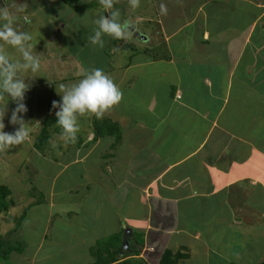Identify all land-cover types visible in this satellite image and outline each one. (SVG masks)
I'll return each mask as SVG.
<instances>
[{
    "label": "crops",
    "instance_id": "0c3cea01",
    "mask_svg": "<svg viewBox=\"0 0 264 264\" xmlns=\"http://www.w3.org/2000/svg\"><path fill=\"white\" fill-rule=\"evenodd\" d=\"M122 4L116 2L121 19L133 28L119 41L132 49L118 48L107 36L100 49V69L123 99L98 120L118 131L93 139L94 117L74 143L62 140V146L54 132L53 143L33 146L38 160L57 169L46 201L33 197L37 203L27 204L11 230L18 226L9 239L24 249L11 254L26 264L48 263L73 249L85 253L84 264H93L91 250L116 235L118 258L137 249L139 255L129 258L157 264L169 250L186 256L181 264L201 258L208 264L210 245L202 233L210 241L218 234L224 240L225 231L254 234V240L264 233V0H140L136 9ZM62 22L61 30L68 24ZM60 60H49L58 72L49 86L83 78L80 63L70 67ZM49 95L56 101L54 87ZM54 149L57 156L50 158ZM42 169L33 180L41 182ZM213 224L218 229L210 236ZM260 242L250 250L251 264L264 262V238Z\"/></svg>",
    "mask_w": 264,
    "mask_h": 264
},
{
    "label": "rangeland",
    "instance_id": "374dc122",
    "mask_svg": "<svg viewBox=\"0 0 264 264\" xmlns=\"http://www.w3.org/2000/svg\"><path fill=\"white\" fill-rule=\"evenodd\" d=\"M94 1L96 3L95 8L87 10L79 15L75 13V16L69 18L68 15L73 13V11L69 7L63 5L59 0H0V7L8 6L10 10L16 12L17 19L14 24L16 29L18 31H27L31 33L33 39L30 43L33 45L34 54H39L42 62L41 71L39 73L35 75L30 72L22 74L23 78L26 79V83H29L30 88H32L25 94L24 103L28 111L27 113L21 114L25 123L28 124L27 127L30 133L29 139L19 146H13L8 151L0 153V185L7 187L9 190L7 198L4 200L0 198V238L4 240H9L10 237H14L13 231L11 230L14 229L17 217H19L25 209L29 208L27 205L29 202L33 200L37 203L39 198L40 200L42 198L43 202L46 201L43 198H45L48 193L49 181L54 174L53 171L57 169L53 167L50 162L48 163L47 159L43 161L38 160L40 157L39 153L33 151L34 143L38 140L39 133L44 126V118L46 116L48 118L56 116V111L52 107V101H50V88L54 87L57 93L58 97L56 101L62 102V97L57 92L59 85H48L58 77V72H55L49 60L56 56L61 59L60 62H65V64L67 62V65L70 67L72 64L80 63L84 71H88L90 68L92 69L94 67L100 68L101 48L88 42V38L94 34L97 28L95 20L100 17L101 5L99 0ZM117 1L121 3L124 1V4L120 6L123 9L128 4L126 2L127 0ZM21 7L23 11L17 12L16 10ZM63 19H65L68 24L65 29L61 30L62 25H64L62 22ZM57 22H61L58 23V27L56 26ZM69 53L74 54L76 57L73 58ZM12 55L16 58L18 54L13 51ZM50 55L51 58H49ZM69 58L72 59H70L69 62L66 61ZM78 81L79 80H72L69 81L68 84L71 85ZM45 84L48 86L41 87ZM36 86L40 87L36 88ZM6 106L7 112L4 119L5 131L14 132L17 126L10 123V118L12 111L16 107V103L5 94L4 99L0 100V110L5 109ZM94 117L95 116H85L79 118L80 131L77 137H83L82 134L88 130V121H91ZM95 119L97 118L95 117ZM91 123L92 122H90V124ZM56 129L58 131L57 134L61 133V128L56 123H52L51 126L47 128V136L49 135L52 137L50 140L48 138V141L51 143H53L54 138H56V136L53 135L54 132H57ZM61 145L64 146L62 140ZM48 155L50 158L57 156V150L54 149L48 152ZM92 160H96L95 156L92 157ZM30 164H36L37 167L35 168L37 170L42 167L44 168L42 169L44 170V172H42L43 175L40 177L41 182L39 180H33L37 171L35 168L33 169V166L31 168ZM28 180L30 183L32 180L34 182L29 184ZM35 196L37 197V201L33 198ZM3 204L7 206V211L2 210L4 208L2 207ZM216 227L218 226L215 224L209 226L208 229L211 230L208 234H210V236L213 234L211 232L218 229ZM261 230V233L264 232V228ZM206 234L202 233V237L203 241H205L207 245H210L209 252L207 251L208 254H210L208 264H251L253 261L252 258H250V250H253L255 247L259 249L261 244L260 240L264 238V233L261 235L258 234L260 237L257 238L256 236L254 240V234L252 237L247 238L246 234H232L225 231L224 240H222V236L218 234L215 240L210 241ZM207 239L209 241H207ZM236 243H238V246L240 244L241 246L245 244L244 251L249 252V259L243 256L245 253L244 251H242L243 254L237 252L238 246ZM6 247L7 245L1 246L0 248V264H26L21 258L16 260L13 254L2 257L3 253L6 251ZM72 251L78 254H73ZM199 252L203 253L204 251ZM253 252L254 251L251 253ZM240 255H242V259L239 258ZM86 259L87 257L83 251L73 249L70 252L59 253L58 256L56 258L54 257L50 262L42 264H84ZM204 263L205 261L203 258L183 262V264ZM177 264H181V261Z\"/></svg>",
    "mask_w": 264,
    "mask_h": 264
},
{
    "label": "clouds",
    "instance_id": "9594fccd",
    "mask_svg": "<svg viewBox=\"0 0 264 264\" xmlns=\"http://www.w3.org/2000/svg\"><path fill=\"white\" fill-rule=\"evenodd\" d=\"M117 0H99L108 15L95 20L97 28L88 42L94 46L104 47V37L116 40H127L132 34L133 24L128 19H121V12L116 7ZM132 9L139 8L140 0H128ZM23 11V8L16 10ZM161 14L167 15V6L160 4ZM16 12L8 6L0 7V100L5 94L16 103L11 113L10 123L16 127L14 132H6L4 119L7 112L0 110V153L13 146L25 143L30 136L28 127L21 114L27 113L24 103L25 94L30 84L22 74L33 75L41 71L42 62L39 54H34L31 33L18 31L14 26ZM11 50V51H10ZM17 55L13 57L12 52ZM58 91V90H57ZM58 93L62 102L53 101V109H57V125L61 128L60 139L66 143H74L80 131L79 118L95 116L102 119L110 110L118 106L123 93L120 87L102 69L93 68L84 73L83 78L71 85H59Z\"/></svg>",
    "mask_w": 264,
    "mask_h": 264
},
{
    "label": "trees",
    "instance_id": "16d2710c",
    "mask_svg": "<svg viewBox=\"0 0 264 264\" xmlns=\"http://www.w3.org/2000/svg\"><path fill=\"white\" fill-rule=\"evenodd\" d=\"M63 5L69 7L74 13L81 14L87 10L93 9L96 7V3L94 0H59ZM118 48L122 50L132 49L129 45H124L121 41L115 40L113 42ZM95 119V118H94ZM52 123H57V117L51 116L44 119V126L39 133L38 140L35 141L34 146L40 150V147L44 146L48 142V138L50 137L47 131V128L51 126ZM92 131L94 132L93 139L97 137H102L106 133L112 134V131H118V128L113 124L105 120L95 119L91 124ZM57 131V129H56ZM58 133V131H57ZM60 134V133H59ZM9 195V190L7 187L0 185V198H7ZM4 207L2 210L7 211V206L3 204ZM22 220V219H20ZM18 227V226H17ZM17 227L13 231V234L16 233ZM138 244L141 248L142 241L139 240ZM6 251L3 253L4 256L11 254L12 252H16L18 254L23 253V245L20 242L14 241L12 239L4 240L0 238V248L1 246H5ZM22 245V246H21ZM98 246L94 247L91 250V254L94 257L93 264H144L142 260L129 258L132 256H138L139 251L137 249L129 251L125 257L118 258L117 255L121 251V239L119 235L111 236L103 241H100ZM186 256L181 253L173 254L169 250H165L160 257L158 264H175L179 260L184 259ZM259 264H264L261 262Z\"/></svg>",
    "mask_w": 264,
    "mask_h": 264
},
{
    "label": "water",
    "instance_id": "95a60500",
    "mask_svg": "<svg viewBox=\"0 0 264 264\" xmlns=\"http://www.w3.org/2000/svg\"><path fill=\"white\" fill-rule=\"evenodd\" d=\"M133 36L136 38H142V36H140L137 32H133Z\"/></svg>",
    "mask_w": 264,
    "mask_h": 264
}]
</instances>
